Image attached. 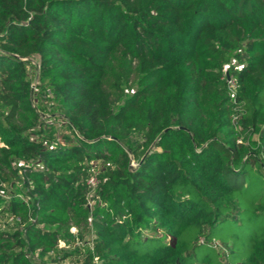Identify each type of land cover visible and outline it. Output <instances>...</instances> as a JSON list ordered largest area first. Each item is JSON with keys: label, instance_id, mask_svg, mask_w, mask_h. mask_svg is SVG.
<instances>
[{"label": "trees", "instance_id": "16d2710c", "mask_svg": "<svg viewBox=\"0 0 264 264\" xmlns=\"http://www.w3.org/2000/svg\"><path fill=\"white\" fill-rule=\"evenodd\" d=\"M33 58L68 147L46 143ZM0 109V185L27 189L0 195L18 224L0 228V264L83 233L86 264H225L216 240L264 264V0H0ZM86 158L107 164L94 189Z\"/></svg>", "mask_w": 264, "mask_h": 264}, {"label": "rangeland", "instance_id": "374dc122", "mask_svg": "<svg viewBox=\"0 0 264 264\" xmlns=\"http://www.w3.org/2000/svg\"><path fill=\"white\" fill-rule=\"evenodd\" d=\"M32 64L29 65V74L32 81V89H33V102L35 105L39 106L42 111V115L40 118L41 124L46 129H51V133L49 132L48 136L53 140L50 143L46 141L47 144L60 146L62 148L68 147L71 144L75 143V136L73 131L71 130L68 121L64 118L59 110L57 109L59 105L58 98L48 89H39L38 88V72L36 69V58H33ZM233 63L236 65L238 62L233 60ZM4 113L3 109H0V118ZM39 126H37L31 134H28V137L32 140L42 139L43 134H38ZM133 141H141L142 136L139 133H133L130 137ZM5 141L3 140L2 135H0V146L5 145ZM70 164L73 165L76 159L69 160ZM83 166L87 168V173L101 175L107 164L98 159H84L80 161ZM13 166L19 167L23 165L32 164L37 168H45L46 164L43 162L41 158L38 156L31 157H15L12 160ZM132 164L136 165V162L132 160ZM21 173V171L19 172ZM26 192L27 189L25 185L18 178H10L8 182H2L0 185V195L10 199L13 193L16 191ZM22 197L24 195L22 194ZM94 192L90 194V202L94 203ZM18 225L15 218L8 213V211H0V228L1 229H12L14 226ZM93 234L92 233H83L82 237H79L75 243L71 245H59L58 250L56 252L48 253L44 256L39 254H30L31 259L34 264H86V258L88 255V251L91 249L93 245ZM213 245L217 248V250L223 251L222 260L225 264H233L228 261L226 256L225 248L219 243L218 240L213 242Z\"/></svg>", "mask_w": 264, "mask_h": 264}, {"label": "built area", "instance_id": "2783aa9c", "mask_svg": "<svg viewBox=\"0 0 264 264\" xmlns=\"http://www.w3.org/2000/svg\"><path fill=\"white\" fill-rule=\"evenodd\" d=\"M227 81L229 83V88H230V91H231V95L233 96V100L234 102L237 104V109L240 110V112L242 111V105L238 103L237 101V98L235 97L236 96V93H237V84L235 82V79L233 78H230V77H227ZM239 116V113L238 114H235L234 115V120L236 122L237 118ZM88 184L92 187V189H94L97 184H98V178H97V174H92V173H88V180H87ZM91 203V202H89ZM72 231H77V229L75 227L72 228ZM214 242V241H213ZM65 245L64 242H60L59 245ZM97 258H95L96 260Z\"/></svg>", "mask_w": 264, "mask_h": 264}, {"label": "water", "instance_id": "95a60500", "mask_svg": "<svg viewBox=\"0 0 264 264\" xmlns=\"http://www.w3.org/2000/svg\"><path fill=\"white\" fill-rule=\"evenodd\" d=\"M135 167V165H131V168H134Z\"/></svg>", "mask_w": 264, "mask_h": 264}]
</instances>
